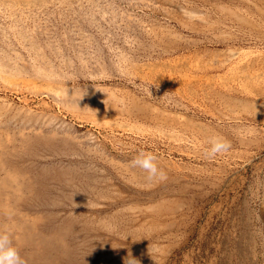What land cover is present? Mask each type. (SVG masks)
<instances>
[{"label":"rangeland","instance_id":"obj_1","mask_svg":"<svg viewBox=\"0 0 264 264\" xmlns=\"http://www.w3.org/2000/svg\"><path fill=\"white\" fill-rule=\"evenodd\" d=\"M221 1L232 10L214 0H0V230L26 264L56 212L75 227L91 219L90 229L115 230L111 261L135 244L141 264H264V122L248 133L254 146L206 154V134L228 129L219 110H230L206 95L229 94L240 85L232 70L264 55V18L243 0ZM177 3L202 5L208 26H184ZM219 58L227 68L214 67ZM255 61L253 80L264 84V60ZM142 151L165 179L132 165ZM54 168L81 177L68 187L36 180ZM158 196L182 205L149 238L144 206Z\"/></svg>","mask_w":264,"mask_h":264},{"label":"bare ground","instance_id":"obj_2","mask_svg":"<svg viewBox=\"0 0 264 264\" xmlns=\"http://www.w3.org/2000/svg\"><path fill=\"white\" fill-rule=\"evenodd\" d=\"M173 1V0H172ZM209 1V0H207ZM250 4H253L257 9L262 12L264 18V0H243ZM177 2V1H176ZM186 2V1H185ZM213 2V0H212ZM215 2V3H214ZM213 5H215V9H227L232 10L231 6L228 4L223 3L221 0H214ZM175 3V1L173 2ZM174 5V4H173ZM176 9L178 10V16L176 17L178 21H180L186 27H205L208 26V20L205 16V11L203 6H191L186 4L177 3ZM209 6V5H208ZM206 10V9H205ZM220 11V10H219ZM222 11V10H221ZM224 11V10H223ZM235 11V10H233ZM176 12V13H177ZM208 13V12H207ZM232 16L235 18H242L245 17L240 16L236 12H230ZM248 16V14H247ZM246 16V17H247ZM175 18V19H176ZM251 18V16L249 17ZM174 19V20H175ZM248 20V19H247ZM262 21V19H261ZM242 22V21H241ZM255 22V21H254ZM263 22V21H262ZM211 23V22H209ZM216 23V22H215ZM252 23V22H251ZM253 24V23H252ZM256 24V23H255ZM210 25V24H209ZM213 25V23H212ZM261 25V24H260ZM197 29V28H196ZM263 31V30H261ZM196 32V31H195ZM195 37V36H193ZM196 38V37H195ZM201 39V38H200ZM202 40V39H201ZM204 47V46H203ZM208 47V46H206ZM206 47H204L206 49ZM216 47V46H215ZM197 48V47H196ZM203 48V49H204ZM212 48V47H211ZM210 48V49H211ZM221 48V47H220ZM201 49V48H200ZM209 49V48H208ZM207 49V50H208ZM224 49V48H223ZM228 49V47H227ZM237 49V48H236ZM196 50V49H195ZM194 50V51H195ZM199 50V49H197ZM205 50V51H207ZM214 50V49H212ZM211 50V51H212ZM219 50V49H217ZM226 50V49H225ZM224 50V51H225ZM193 51V49H192ZM202 51V50H201ZM200 51V52H201ZM213 52V51H212ZM220 52V51H219ZM218 52V53H219ZM223 52V51H222ZM221 52V53H222ZM206 53V52H205ZM210 53V52H209ZM217 53V54H218ZM214 54V53H213ZM209 55V54H208ZM216 55V54H215ZM233 57L237 55V50L228 49L226 50L225 56ZM242 55V54H241ZM223 56V54H222ZM215 57V56H214ZM237 57V56H236ZM210 58V57H209ZM247 58V57H246ZM220 61L217 62L214 67L218 70L223 69L226 67V60L227 57L223 60L219 58ZM255 60H264L263 54H256L253 56L248 62L245 61L242 64L240 61L237 63H241V65H237L238 67L236 70L237 79H239L240 85L239 86H231V92L229 94H223L217 90H210L206 95L208 98H212L210 101L212 106L216 108V102H220L222 105L228 107L229 111H220V117H223L224 120L229 122L228 129L226 128H218L216 129L215 134H206V137L209 139L212 136H220L231 143V148H236L240 146L244 147H252L254 146V138L249 136V132H256L257 124L264 122V84L261 82L254 81L255 76L258 74L252 75V68ZM213 61V60H211ZM244 61V60H243ZM214 62V61H213ZM212 62V63H213ZM256 62V61H255ZM211 63V62H210ZM211 63V64H212ZM233 64V63H232ZM261 64V63H260ZM264 64V63H262ZM236 65V64H235ZM208 65H206L207 67ZM259 66V65H258ZM232 67V66H231ZM257 67V66H256ZM227 68V67H226ZM230 68V67H228ZM203 69V68H202ZM232 69V68H230ZM263 69V68H262ZM255 70V69H254ZM218 72V71H217ZM238 73L240 76H238ZM255 73V72H254ZM209 74V73H207ZM220 74V73H219ZM232 74H230L231 77ZM220 76V75H219ZM229 76V75H228ZM233 76V77H234ZM210 78L211 76H208ZM206 77V78H207ZM215 77V76H214ZM222 78V76H220ZM227 77V76H226ZM229 77V78H230ZM207 78V79H208ZM216 79V78H215ZM224 79V78H223ZM226 79V78H225ZM254 79V80H253ZM262 79V78H261ZM210 80V79H208ZM208 80H206L208 82ZM222 80V79H220ZM228 80V77L227 79ZM199 81V80H198ZM217 81V80H216ZM215 81V82H216ZM219 82V81H217ZM223 82V80H222ZM225 82V81H224ZM227 82V81H226ZM233 82V81H232ZM204 83V82H203ZM238 83V82H237ZM220 84V83H219ZM203 85V84H201ZM211 85V84H210ZM209 85V86H210ZM223 85V84H222ZM204 86V85H203ZM209 86L207 89H209ZM207 87V86H206ZM205 87V88H206ZM214 87V86H212ZM217 87V86H216ZM219 88V87H218ZM224 88V87H223ZM211 89V88H210ZM262 98V99H260ZM209 100V99H208ZM218 108V107H217ZM241 111L246 112L245 116H242ZM240 113V114H239ZM215 114V113H214ZM191 121V120H190ZM189 121V122H190ZM193 121V120H192ZM212 121V120H211ZM188 122V123H189ZM194 122V121H193ZM192 122V123H193ZM199 122V121H198ZM202 122V121H201ZM204 122V121H203ZM186 123V122H185ZM191 123V122H190ZM191 123V124H192ZM217 123V122H216ZM187 124V123H186ZM201 124V123H200ZM185 125V124H184ZM189 126V124H187ZM214 125V124H213ZM210 126V125H209ZM191 128V127H190ZM196 129V128H195ZM213 129V127H212ZM230 129V130H229ZM199 131V130H198ZM203 131V130H202ZM215 132V129L214 131ZM202 133V132H201ZM2 136V135H1ZM4 139V138H3ZM258 143V142H257ZM8 145V144H7ZM237 149V148H236ZM247 150V149H246ZM37 151V150H36ZM235 151V150H234ZM4 152V151H3ZM241 152V150H240ZM2 153V152H1ZM4 154V153H3ZM1 155V154H0ZM29 160V159H28ZM27 160V161H28ZM22 162V161H21ZM25 162V161H24ZM48 162V161H47ZM47 162L45 164H47ZM51 162V161H50ZM41 163V162H40ZM43 163V164H44ZM19 164V163H18ZM30 164V163H29ZM48 165V164H47ZM61 165V164H60ZM127 165V164H126ZM59 167V166H58ZM74 168V167H73ZM88 168V167H87ZM82 169V168H81ZM132 170V169H131ZM90 171V170H89ZM105 171V170H103ZM95 172V169H94ZM69 169L66 171L62 168H54L53 170H49L48 172L42 171L38 173L36 180L46 182L47 179L54 180V182L63 181L65 180V187L70 185V181L73 180L75 177L80 179V175L76 174L74 170L71 171V174L68 175ZM119 173V172H118ZM138 173V172H137ZM92 174V173H91ZM123 175V174H122ZM130 175V174H129ZM99 176V175H98ZM104 176V175H103ZM121 177V176H120ZM103 178V177H102ZM159 178V177H158ZM89 179V178H87ZM86 179V180H87ZM108 179V178H107ZM124 179V177H123ZM155 179V178H154ZM99 180V179H98ZM141 181V180H140ZM101 182V181H100ZM121 182V181H120ZM149 182V181H148ZM154 182V181H153ZM103 183V182H101ZM155 183V182H154ZM135 184V183H134ZM137 184V183H136ZM93 185V184H91ZM138 185V184H137ZM13 186V185H12ZM109 186V184H108ZM91 193H94L95 189H91L90 185L86 186ZM76 191L81 193L80 187L75 186ZM100 191V190H99ZM122 191V190H121ZM85 192V191H84ZM114 192V191H113ZM124 192V191H123ZM23 193V192H22ZM169 193V192H168ZM129 194V193H128ZM57 196V195H56ZM81 196V195H80ZM175 196V195H174ZM177 196V195H176ZM74 197V196H73ZM99 197V196H98ZM159 197V196H158ZM169 197V196H167ZM173 197V196H171ZM170 197V198H171ZM75 198V197H74ZM46 199V198H45ZM48 199V198H47ZM86 199V198H85ZM112 199V198H111ZM83 199H78L77 202H82ZM89 201V200H88ZM72 202V201H70ZM87 202V201H86ZM183 202V201H182ZM58 203V200H57ZM84 203V202H83ZM93 203V202H92ZM101 204V203H100ZM68 205V204H67ZM78 205V203H77ZM129 205V204H128ZM140 205V204H139ZM144 205V204H143ZM182 205L181 201L177 198L168 199L165 197H159L158 199L155 198L154 201L149 202L144 206L145 211H149V216H147L143 223L147 225V234L149 238L160 237L164 233V229H166L169 223L164 222L163 218L169 213L173 212L175 208ZM51 206V205H50ZM79 206V205H78ZM132 206V205H131ZM134 206V205H133ZM141 206V205H140ZM41 207V206H40ZM93 207V206H92ZM120 207V206H119ZM124 207V206H123ZM128 207V206H127ZM199 207V206H198ZM46 208V207H45ZM117 208V207H116ZM125 208V207H124ZM138 208V207H137ZM136 208V209H137ZM113 209V208H112ZM119 209V208H118ZM121 209V208H120ZM127 209V208H126ZM130 209V208H129ZM128 209V210H129ZM134 209V208H133ZM132 209V210H133ZM69 210V209H68ZM117 210V209H116ZM115 210V211H116ZM29 211V210H28ZM62 211V210H61ZM70 211V210H69ZM75 211V210H74ZM140 211V210H139ZM197 211V210H196ZM63 212V211H62ZM72 212V211H71ZM111 212V211H110ZM119 212V211H118ZM52 213V212H50ZM68 214V212H65ZM178 213V212H177ZM174 214V213H173ZM34 215V214H33ZM65 215V214H64ZM63 215V216H64ZM99 215V214H98ZM101 215V214H100ZM111 215V214H110ZM126 215V214H125ZM128 215V214H127ZM133 215V214H130ZM61 216V217H63ZM66 216V215H65ZM90 216V215H89ZM59 217V213H53L50 222L46 223L47 227V235H43L39 233L36 240L32 243L37 246H42V252L37 253L35 252L36 263L35 264H125V259L128 258L131 260L132 258L136 259L137 257V246L135 244H131L130 247L133 248H125L122 251V255L120 258L116 259L115 261H111V257L113 256L114 252L112 246L115 245V241L113 238H108L113 231L115 230H108L107 233L99 229H90L88 228L87 221L85 220L84 225L79 228L75 227L73 224L72 219ZM87 217V216H86ZM109 215H104L101 220L105 221ZM118 217V216H117ZM130 217V216H129ZM137 217V216H135ZM73 218V217H72ZM78 218V217H77ZM90 218V217H89ZM17 219V218H16ZM61 219V220H59ZM74 219V218H73ZM85 219V218H84ZM122 219V218H121ZM191 220V219H189ZM142 221V220H141ZM140 221V222H141ZM76 222V221H75ZM96 222V221H95ZM174 222V221H173ZM89 223V222H88ZM179 223V222H177ZM80 224V223H79ZM128 224V222H127ZM182 224V223H181ZM136 225V224H135ZM191 225V224H190ZM115 226V225H113ZM126 226V225H125ZM169 226V225H168ZM172 226V225H171ZM20 228L22 226H19ZM173 227V226H172ZM88 228V229H87ZM97 228V227H96ZM114 228V227H113ZM120 228V227H119ZM131 228V227H130ZM135 228V227H134ZM109 229V228H107ZM85 230L87 231L86 233ZM117 230V229H116ZM125 230V227H124ZM123 230V235L125 236V231ZM255 231V230H254ZM137 232V231H136ZM83 233V234H82ZM116 233V231H115ZM139 234V233H138ZM137 234V235H138ZM243 235V234H242ZM253 235V234H252ZM120 237V236H119ZM122 237V236H121ZM244 237V236H243ZM129 238V237H128ZM164 238V237H163ZM251 238V237H250ZM137 239V238H136ZM241 239V238H240ZM254 239V238H253ZM240 242V241H239ZM145 243V242H144ZM32 244V245H33ZM121 244V243H120ZM158 244V243H157ZM156 244V245H157ZM165 243H163L164 245ZM230 244V243H229ZM238 244V243H237ZM242 244V243H241ZM248 244V243H247ZM145 245V244H144ZM147 245V244H146ZM245 245V244H244ZM249 245V244H248ZM123 246V245H122ZM143 246V245H142ZM119 247V246H118ZM159 247V246H158ZM239 247V246H238ZM152 248V247H151ZM163 248V247H162ZM232 248V247H231ZM244 248V247H243ZM82 249L81 253H78V250ZM149 249L146 247V250ZM235 249V248H234ZM246 249V248H245ZM248 249V248H247ZM30 250V249H29ZM103 254L98 255L101 253L99 251H103ZM238 250V248H237ZM242 250V249H241ZM93 251V253H92ZM139 251V250H138ZM148 251V250H147ZM153 251V250H152ZM95 252V253H94ZM166 252V251H165ZM33 253V252H32ZM31 253V254H32ZM116 253V252H115ZM142 253V252H141ZM168 253V252H167ZM240 253V252H239ZM242 253V252H241ZM21 254V253H20ZM93 254L95 256H91ZM243 254V253H242ZM152 255V254H151ZM163 255V254H162ZM156 257V256H155ZM115 259V258H114ZM161 259V258H160ZM238 259V257L236 258ZM241 260V259H240ZM238 260V261H240ZM156 261V260H155ZM158 261V260H157ZM241 263V262H240ZM135 264V261H133ZM141 264V263H139ZM160 264V263H159ZM163 264V263H162Z\"/></svg>","mask_w":264,"mask_h":264},{"label":"clouds","instance_id":"obj_3","mask_svg":"<svg viewBox=\"0 0 264 264\" xmlns=\"http://www.w3.org/2000/svg\"><path fill=\"white\" fill-rule=\"evenodd\" d=\"M85 94V90L82 91L79 99ZM208 144L210 147L206 154L209 157H215L217 154L225 153L231 148L230 141L220 136L210 137ZM132 165L142 169L147 174L148 179H152L157 174H159L161 180L166 178V174L159 168L157 157L152 153H146L143 151L139 152L132 158ZM76 206L77 205L75 204V207ZM133 261H136V264H139L134 258L131 260L126 258L125 264H133ZM0 264H26V261L21 257L19 250L13 244L11 233L5 230H0Z\"/></svg>","mask_w":264,"mask_h":264}]
</instances>
